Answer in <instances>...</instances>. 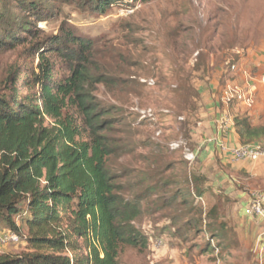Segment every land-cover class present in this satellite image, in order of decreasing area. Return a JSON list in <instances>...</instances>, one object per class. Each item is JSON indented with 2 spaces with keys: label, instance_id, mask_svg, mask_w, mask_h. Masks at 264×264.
Masks as SVG:
<instances>
[{
  "label": "rangeland",
  "instance_id": "1",
  "mask_svg": "<svg viewBox=\"0 0 264 264\" xmlns=\"http://www.w3.org/2000/svg\"><path fill=\"white\" fill-rule=\"evenodd\" d=\"M51 1L43 21L17 9L22 23L37 31L30 44L46 43L64 27L96 40L100 54L116 57L119 86L100 84L96 92L124 112L113 132L124 152L117 166L127 196H145L135 224L148 240L123 246L120 263L264 264L258 250L264 219L244 214L226 193L238 188L251 198L264 191V178L245 175L229 187L230 172L212 161L216 156L207 157L210 118L203 115L212 83L221 97L228 83L244 82L240 67L245 69L249 54L264 50V0H117L105 12L88 0ZM28 47L0 50V79L10 67L27 63ZM229 61L239 69H229ZM239 108L240 114L251 110H234ZM185 147L197 152L194 162L186 159ZM18 223L26 234L20 218ZM7 230L0 221V254L25 252L24 237L2 240ZM75 253L86 262L83 239Z\"/></svg>",
  "mask_w": 264,
  "mask_h": 264
},
{
  "label": "trees",
  "instance_id": "2",
  "mask_svg": "<svg viewBox=\"0 0 264 264\" xmlns=\"http://www.w3.org/2000/svg\"><path fill=\"white\" fill-rule=\"evenodd\" d=\"M88 1L105 12L117 0ZM52 2L0 0V50L29 44L27 63L0 79V221L24 237L27 250L0 254V264H121L123 246L148 240L135 224L145 196H127L117 166L124 152L113 132L124 112L96 92L100 84L119 86L116 57L64 27L48 42L30 44L37 31L17 9L43 21ZM234 121L242 144L264 143V124L248 114ZM81 239L86 262L75 253Z\"/></svg>",
  "mask_w": 264,
  "mask_h": 264
},
{
  "label": "crops",
  "instance_id": "3",
  "mask_svg": "<svg viewBox=\"0 0 264 264\" xmlns=\"http://www.w3.org/2000/svg\"><path fill=\"white\" fill-rule=\"evenodd\" d=\"M247 60L248 62L244 61L243 64L246 69L250 70L256 77L264 75V50H261V53L253 52L249 54ZM216 88L217 86L213 82L211 86L212 94L208 100L209 108L204 114L202 113L210 118V124L207 130V134H210L207 139L208 159H213L212 157L216 156L217 159L214 158L212 161H218L230 172L228 177L230 188L234 187L235 183L240 184V178H243L245 175L255 178H264V158L260 159L258 162L237 161L230 152L232 148L242 144L237 134L234 121V118L240 114V108L231 112L232 108L222 103L219 95L217 96L213 92ZM254 90L256 94V103L255 106L251 108L248 115L251 117L254 124H259L261 117H264V85L255 82ZM227 112L232 113V120L228 125L227 131L218 134L216 121ZM224 147L226 149H224ZM227 192L237 201V204L242 207L244 214L248 215L245 209L251 199L249 192H244L242 189L238 188L231 191L228 190L226 193Z\"/></svg>",
  "mask_w": 264,
  "mask_h": 264
},
{
  "label": "built area",
  "instance_id": "4",
  "mask_svg": "<svg viewBox=\"0 0 264 264\" xmlns=\"http://www.w3.org/2000/svg\"><path fill=\"white\" fill-rule=\"evenodd\" d=\"M227 66L231 70H238L239 67L235 63L229 61ZM240 73L244 77V82L241 84L228 83L223 89L220 101L227 106L231 107L233 112L234 108L237 105L247 107L249 109L253 108L256 103V94L254 90L255 82H259L264 85V75L256 77L253 73L248 70L240 67ZM231 112L225 113L222 117L217 119L216 125L218 129V134L226 132L230 121L232 120ZM179 147L180 144L174 145ZM224 149H226L224 147ZM233 157L237 161H253L258 162L260 159L264 158V143L263 142H253L247 144H240L230 150ZM197 152L191 150L188 147H185V156L186 159L190 162H194L197 158ZM248 215L252 214L254 217L259 219H264V191H255L251 195V199L248 202L246 209ZM264 236V232H263ZM21 235L7 230L5 232L2 240L4 242H20ZM259 252L263 253L264 251V237L260 238L258 241Z\"/></svg>",
  "mask_w": 264,
  "mask_h": 264
}]
</instances>
